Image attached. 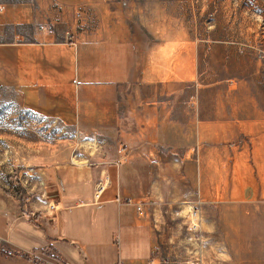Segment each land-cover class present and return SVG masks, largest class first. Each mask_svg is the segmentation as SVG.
Returning <instances> with one entry per match:
<instances>
[{
  "label": "crops",
  "instance_id": "obj_1",
  "mask_svg": "<svg viewBox=\"0 0 264 264\" xmlns=\"http://www.w3.org/2000/svg\"><path fill=\"white\" fill-rule=\"evenodd\" d=\"M98 1L108 3L0 0V91L16 92L24 111L54 123L108 132L119 127L134 143L128 155L102 145L97 153L82 155V162L56 147L22 156L23 185L45 181L52 196L25 203L15 195L22 190L12 177L0 178V264H170L158 255L165 248V213L181 204L175 199L198 192V203L231 208L238 201L237 153L227 145L235 132L231 138L222 127L263 125L264 107L188 104L194 80L197 96L204 90L199 86L205 88L196 76L198 64L190 62L189 42L176 52L166 45L145 48L124 25L94 34L78 16L91 13ZM164 88L182 101H158ZM97 105L99 116L92 112ZM173 127L181 128L176 135L163 134L162 128ZM42 139L26 143H47ZM157 142L187 145L177 161L170 154L156 156L150 144ZM205 175H212L211 181ZM221 175L229 176L223 186ZM105 176L109 182L97 200L95 190ZM51 201L56 209L47 211ZM29 210L41 211L37 221Z\"/></svg>",
  "mask_w": 264,
  "mask_h": 264
},
{
  "label": "rangeland",
  "instance_id": "obj_2",
  "mask_svg": "<svg viewBox=\"0 0 264 264\" xmlns=\"http://www.w3.org/2000/svg\"><path fill=\"white\" fill-rule=\"evenodd\" d=\"M78 18L80 23L86 21L94 34L124 25L145 48L166 45L176 52L180 51L182 42L188 41L190 62L198 64L195 75L200 85L205 86H199L204 90L197 96V80L190 84L191 96L185 100L190 105L217 102L229 106L236 101L264 107V0H108L102 4L94 2L92 12ZM218 68L220 72L217 73ZM159 92L165 93L156 95L160 102L182 101L172 94L167 95L165 88ZM100 109L98 105L92 108L93 114L99 116ZM129 123V130H132ZM261 123L257 121L250 127H222V132L226 130L229 135L235 132L234 141L227 145H233L237 153L234 180L238 201L231 208L224 207L221 202L215 206L198 203L202 200L198 192H189L182 200L175 199L181 204L165 213V248L158 255L162 261L170 264H264V197L261 196L264 195V136L253 137L242 131L247 128L262 135L264 124ZM89 127L64 126L24 111L16 92L0 91V178L12 177L22 190L14 192L19 200L21 194L26 198L27 192L33 190L43 192L47 201V193L52 194L45 181L41 191L38 179L28 181L27 185L19 179H25L20 175L22 156L31 154L37 147L46 148V151L56 147L57 153L70 150L74 161L79 162L82 155L95 154L102 145L117 147L120 155H128L133 149L134 143L119 127L111 132L99 126ZM180 129L162 128V131L176 135ZM115 137L117 143H111ZM38 138L40 141L46 138L47 143H26L27 139ZM260 138L261 141H255ZM102 139L107 141L102 142ZM186 145L150 144L156 156L164 158L170 154L177 161ZM170 175L166 174L167 182ZM205 176L211 181L212 175ZM228 177L221 175L222 186ZM105 179L106 176L99 182ZM203 198L209 199L206 194ZM222 199L221 193L218 200ZM36 263L47 264L41 260Z\"/></svg>",
  "mask_w": 264,
  "mask_h": 264
},
{
  "label": "built area",
  "instance_id": "obj_3",
  "mask_svg": "<svg viewBox=\"0 0 264 264\" xmlns=\"http://www.w3.org/2000/svg\"><path fill=\"white\" fill-rule=\"evenodd\" d=\"M108 182H109V177L107 176L106 179H105V182L104 181H101L97 184V187H96V190H95V198L97 200H99L104 192V190L106 189L107 185H108ZM41 185H43V181H40ZM33 191V190H32ZM27 192V196L26 198L24 196H22L21 194V199L20 200H24L25 199V203H28L30 202V198L32 197H35L34 199H40V198H44L45 197V194L43 192L41 193H37V192ZM128 203H131L132 200L131 199H128L127 200ZM56 209V204L51 201V202H48L47 203V211H53ZM137 210L139 212L140 215H144V210H143V207L141 205H138L137 206ZM41 213L40 210H29V217L32 219V220H38V216L39 214ZM120 264H123V263H120Z\"/></svg>",
  "mask_w": 264,
  "mask_h": 264
}]
</instances>
